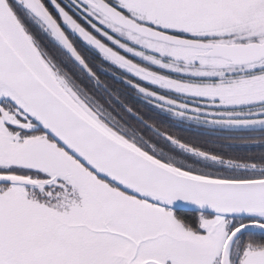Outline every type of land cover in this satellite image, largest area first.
I'll return each mask as SVG.
<instances>
[{"label": "snow or ice", "instance_id": "snow-or-ice-1", "mask_svg": "<svg viewBox=\"0 0 264 264\" xmlns=\"http://www.w3.org/2000/svg\"><path fill=\"white\" fill-rule=\"evenodd\" d=\"M0 264H264V0H0Z\"/></svg>", "mask_w": 264, "mask_h": 264}]
</instances>
